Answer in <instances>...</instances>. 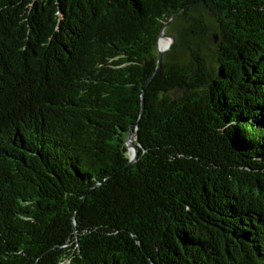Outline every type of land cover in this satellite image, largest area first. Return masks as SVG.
<instances>
[{
  "label": "trees",
  "instance_id": "16d2710c",
  "mask_svg": "<svg viewBox=\"0 0 264 264\" xmlns=\"http://www.w3.org/2000/svg\"><path fill=\"white\" fill-rule=\"evenodd\" d=\"M0 264H264V0H0Z\"/></svg>",
  "mask_w": 264,
  "mask_h": 264
},
{
  "label": "rangeland",
  "instance_id": "374dc122",
  "mask_svg": "<svg viewBox=\"0 0 264 264\" xmlns=\"http://www.w3.org/2000/svg\"><path fill=\"white\" fill-rule=\"evenodd\" d=\"M194 15L197 17H199L200 15H201V13L200 12H195L194 13ZM202 21L207 25L210 21H211V16H210V14L208 13V12H206V11H203L202 12ZM171 28H173V27H171ZM170 28V30H172ZM169 30V31H170ZM167 40L169 41V50H171L172 49V47L174 46V44H175V40L174 39H169V38H167ZM202 41H200L199 43H201ZM198 43V44H199ZM197 44V45H198ZM204 46V54H205V59L210 63V62H215V56H214V51H215V49L213 48V47H208L207 45H205V44H203ZM160 49V48H159ZM168 49H167V52H168ZM135 139H136V135H135ZM131 150V152L133 153V150L132 149H130Z\"/></svg>",
  "mask_w": 264,
  "mask_h": 264
},
{
  "label": "water",
  "instance_id": "95a60500",
  "mask_svg": "<svg viewBox=\"0 0 264 264\" xmlns=\"http://www.w3.org/2000/svg\"><path fill=\"white\" fill-rule=\"evenodd\" d=\"M176 16H177V14H175L174 17H173V19H172L171 21H169V23L165 26L164 31H165L166 28L172 23V21L176 18ZM164 31L162 32V35L165 34ZM162 35H161V36H162ZM166 37L171 38V39H174L173 37L168 36V35H166ZM215 40H216V42H217V40H218V36H215ZM158 50H159V67H158V70H157V71L155 72V74L153 75V77L149 80L147 86H149V84H150V83L152 82V80L154 79L156 73H157V72L161 69V67H162V63H163V59H164V55H165L166 52H163V51H161V50L159 49V44H158ZM133 134H134V131H132V133H131V137L133 136ZM135 134L137 135V131L135 132ZM136 150H137V152H136L134 158L132 159V161L130 162L129 166L132 165V164H134V163L137 161L138 157H139L140 150H139V147L137 146V144H136Z\"/></svg>",
  "mask_w": 264,
  "mask_h": 264
},
{
  "label": "bare ground",
  "instance_id": "6f19581e",
  "mask_svg": "<svg viewBox=\"0 0 264 264\" xmlns=\"http://www.w3.org/2000/svg\"><path fill=\"white\" fill-rule=\"evenodd\" d=\"M167 38H168V37H166V34H163L162 37H161L160 40H159V48H160V50L163 51V52H167V49L169 48V41L167 40ZM169 39H170V38H169ZM168 51H169V49H168ZM133 138H134V135H133L132 137H130L129 142H130ZM129 148L133 150V153H134L133 158H134V156H135L137 150H136V149L134 148V146H132V145H130Z\"/></svg>",
  "mask_w": 264,
  "mask_h": 264
}]
</instances>
